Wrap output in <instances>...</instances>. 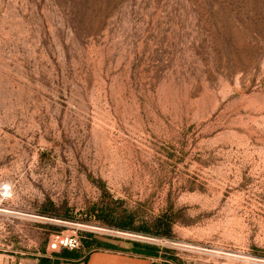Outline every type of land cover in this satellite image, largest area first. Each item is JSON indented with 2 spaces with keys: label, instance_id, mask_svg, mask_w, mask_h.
I'll list each match as a JSON object with an SVG mask.
<instances>
[{
  "label": "rangeland",
  "instance_id": "obj_1",
  "mask_svg": "<svg viewBox=\"0 0 264 264\" xmlns=\"http://www.w3.org/2000/svg\"><path fill=\"white\" fill-rule=\"evenodd\" d=\"M68 233L264 264V0H0V264Z\"/></svg>",
  "mask_w": 264,
  "mask_h": 264
},
{
  "label": "crops",
  "instance_id": "obj_2",
  "mask_svg": "<svg viewBox=\"0 0 264 264\" xmlns=\"http://www.w3.org/2000/svg\"><path fill=\"white\" fill-rule=\"evenodd\" d=\"M90 248V249H89ZM85 248H66L50 254L52 264H172L162 254L150 253L149 247L135 240L102 238Z\"/></svg>",
  "mask_w": 264,
  "mask_h": 264
},
{
  "label": "built area",
  "instance_id": "obj_3",
  "mask_svg": "<svg viewBox=\"0 0 264 264\" xmlns=\"http://www.w3.org/2000/svg\"><path fill=\"white\" fill-rule=\"evenodd\" d=\"M80 236L75 233L68 234H56L50 242V246L52 248H56L57 246L66 247L68 249H75L80 247ZM90 249V248H89ZM225 264V263H221Z\"/></svg>",
  "mask_w": 264,
  "mask_h": 264
},
{
  "label": "trees",
  "instance_id": "obj_4",
  "mask_svg": "<svg viewBox=\"0 0 264 264\" xmlns=\"http://www.w3.org/2000/svg\"><path fill=\"white\" fill-rule=\"evenodd\" d=\"M120 227H124V228H129V229H135L130 222H128L127 224H119ZM169 230H165V231H162L163 234H167ZM155 233H161V232H155ZM95 243H98V240L95 241ZM135 243L136 244H139L138 241L135 240ZM147 247H149V252L150 253H153V254H160L159 251H158V247L155 246V245H150V244H147L146 245ZM40 264H52L50 261H48L45 257H41L40 258ZM171 264V263H170Z\"/></svg>",
  "mask_w": 264,
  "mask_h": 264
}]
</instances>
